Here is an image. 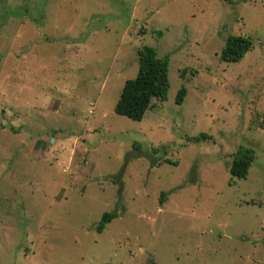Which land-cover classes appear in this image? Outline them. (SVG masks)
<instances>
[{
  "label": "rangeland",
  "instance_id": "1",
  "mask_svg": "<svg viewBox=\"0 0 264 264\" xmlns=\"http://www.w3.org/2000/svg\"><path fill=\"white\" fill-rule=\"evenodd\" d=\"M231 35L252 49L224 63ZM145 46L170 88L133 121ZM260 115L264 0H0V264H264Z\"/></svg>",
  "mask_w": 264,
  "mask_h": 264
},
{
  "label": "trees",
  "instance_id": "2",
  "mask_svg": "<svg viewBox=\"0 0 264 264\" xmlns=\"http://www.w3.org/2000/svg\"><path fill=\"white\" fill-rule=\"evenodd\" d=\"M251 49L252 43L249 38L231 35L226 39L225 45L220 52V60L224 63L238 62ZM137 58V76L134 79H128L124 82L121 93L114 106V112L117 115L133 121H141L143 119L145 113L151 109V103L154 99L157 101H165L170 88L167 59L159 58L156 50L147 46L137 51ZM184 75L185 70L181 72V76L184 77ZM185 96L186 89L182 85L177 92L175 103L181 105ZM263 117L264 115H260L257 116V119L250 121V127L252 129L257 128L256 125H260V118L262 122ZM206 140H212V137L206 134H200L197 137L189 139V141L195 143ZM253 161L254 152L251 149L238 150L236 154L232 155L229 164L231 180L245 179ZM165 196V193L161 194V198ZM118 216L119 212L117 208L103 213L96 227L97 232L101 233L105 226Z\"/></svg>",
  "mask_w": 264,
  "mask_h": 264
},
{
  "label": "crops",
  "instance_id": "3",
  "mask_svg": "<svg viewBox=\"0 0 264 264\" xmlns=\"http://www.w3.org/2000/svg\"><path fill=\"white\" fill-rule=\"evenodd\" d=\"M4 156L6 157V159H8L10 156V152L5 153Z\"/></svg>",
  "mask_w": 264,
  "mask_h": 264
}]
</instances>
